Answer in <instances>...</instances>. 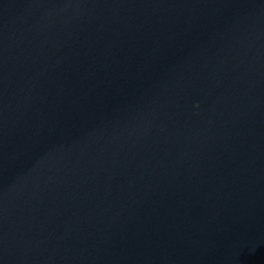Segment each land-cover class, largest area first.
Returning <instances> with one entry per match:
<instances>
[{
  "label": "water",
  "instance_id": "obj_1",
  "mask_svg": "<svg viewBox=\"0 0 264 264\" xmlns=\"http://www.w3.org/2000/svg\"><path fill=\"white\" fill-rule=\"evenodd\" d=\"M0 264H264V0H0Z\"/></svg>",
  "mask_w": 264,
  "mask_h": 264
}]
</instances>
